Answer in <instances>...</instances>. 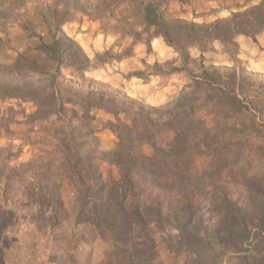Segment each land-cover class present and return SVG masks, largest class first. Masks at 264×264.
<instances>
[{"label": "rangeland", "instance_id": "obj_1", "mask_svg": "<svg viewBox=\"0 0 264 264\" xmlns=\"http://www.w3.org/2000/svg\"><path fill=\"white\" fill-rule=\"evenodd\" d=\"M260 1L0 0V63L11 64L23 52L39 60L34 48L63 34L96 62L85 75L95 86L158 109L157 114L150 113L157 123L166 120L167 111L184 108L190 118L201 121L208 130L204 146H191L184 154L186 188L176 183V175L157 182L155 193L159 197L149 204L153 209L160 206L169 217L166 226H149L153 244L150 249L146 243L142 252L150 249L151 259L143 264H235V258L242 255L263 264L264 32L254 40L236 38L235 65L246 72L239 83L238 101L231 105L222 93L196 85L188 71L166 74L163 70L180 66L178 55L154 35L153 28L148 29L144 18L145 7L155 4L169 20L209 24ZM189 54L194 60L188 65L190 71L200 62L205 67L234 65L218 43L213 44L212 52L203 54L202 61L196 49ZM97 56L99 61L95 60ZM154 65L163 69L162 75H152L154 70L149 67ZM18 104L0 103V147L10 149L12 167L29 162L47 149L45 143H38L46 124L26 118L31 106ZM96 118L112 119L101 112H96ZM101 126H97L101 149L111 151L117 140ZM174 136L170 130H161L156 135L157 146L167 151ZM140 153L153 156L147 145ZM163 163L170 169V161ZM99 168L104 180L118 178L115 166L101 163ZM61 199L66 218L53 231L38 233L28 218L17 223L7 220L6 228H0V264H133L128 251L107 237L101 238L88 224H75L76 204L67 184ZM234 213L247 219L249 231L243 252L235 255L221 249L225 231H233ZM175 217H187L192 224L181 231ZM217 238L223 239L220 245ZM183 239L188 241L187 246Z\"/></svg>", "mask_w": 264, "mask_h": 264}, {"label": "trees", "instance_id": "obj_2", "mask_svg": "<svg viewBox=\"0 0 264 264\" xmlns=\"http://www.w3.org/2000/svg\"><path fill=\"white\" fill-rule=\"evenodd\" d=\"M144 11L148 29L153 28L154 35L177 53L180 62L179 67L166 70L158 65L149 67L154 70L152 75L188 71L196 85L222 93L231 105L238 101L239 83L246 71L235 65L238 62L236 38L254 40L264 32V0L243 11L231 12L225 19L201 25L169 20L155 4L147 5ZM214 43L220 44L234 65L231 68L205 67L200 62L193 71L188 70V65L194 63L189 50L196 49L202 61L204 53L212 52ZM34 51L40 55L39 60L23 52L17 54L11 64L0 63V103L29 104L31 111L26 118L46 124L38 143H45L47 147L29 162L13 167L10 163L14 156L10 149L0 147L1 230L8 225V219L17 223L25 218L40 234L60 227L66 218L61 194L67 184L76 204V225L93 227L101 238L107 237L128 251L133 264L149 261L153 241L148 228L152 224L166 226L169 217L160 206L153 209L149 204L159 197L155 193L157 182L168 181L176 175V183L186 188L183 168L187 157L184 154L191 146H204L208 130L201 121L190 118L184 108L167 111L166 120L157 123L150 118V113L157 114L158 109L147 108L120 93L95 86L85 75L96 62L63 34L51 43L39 44ZM98 59L100 56L95 60ZM137 76L142 75L137 73ZM96 112L112 119H97ZM99 123L103 130L115 135L117 142L111 151L101 149L97 136ZM161 130H170L175 135L167 151L156 144V135ZM34 144L37 143L34 141ZM143 145L153 150V156L141 155ZM163 160L170 161V169ZM101 163L115 166L118 178L104 180L99 168ZM180 196L184 200L183 191ZM173 220L181 231L192 224L187 217ZM228 220L231 222L230 218ZM232 220L233 231H225L227 235L221 249L235 255L243 252L249 231L243 216L234 213ZM217 240L219 245L223 241ZM187 242L183 239L185 246ZM146 243L150 249L142 252ZM235 260V264H256L245 255Z\"/></svg>", "mask_w": 264, "mask_h": 264}]
</instances>
